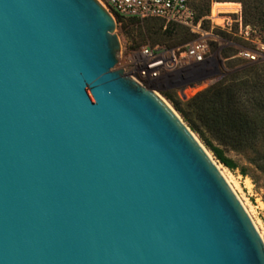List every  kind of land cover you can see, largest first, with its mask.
I'll return each mask as SVG.
<instances>
[{
  "label": "water",
  "instance_id": "obj_1",
  "mask_svg": "<svg viewBox=\"0 0 264 264\" xmlns=\"http://www.w3.org/2000/svg\"><path fill=\"white\" fill-rule=\"evenodd\" d=\"M98 0H0V264H264L214 161L115 69Z\"/></svg>",
  "mask_w": 264,
  "mask_h": 264
},
{
  "label": "rangeland",
  "instance_id": "obj_2",
  "mask_svg": "<svg viewBox=\"0 0 264 264\" xmlns=\"http://www.w3.org/2000/svg\"><path fill=\"white\" fill-rule=\"evenodd\" d=\"M199 1L196 0V2ZM215 3L218 4V2H213V4ZM226 3L239 4L234 2ZM193 16L194 24L199 23L201 29L217 37V42L210 46L206 61L197 65L179 67L170 73L162 74L161 80L158 82L144 80L141 83L146 88L156 92L172 109L171 103L162 93H168L174 101L183 103V101L189 100L198 92L220 82L227 74L239 68L240 64L243 63L233 58L237 48L243 45L241 40L226 32L216 29L212 30L210 23L204 22L202 19L196 21L195 12H193ZM235 18L232 17L233 20ZM115 22V34L119 38L121 47L119 61L115 69L123 70L126 76L135 78V80L138 79L135 77L133 65L136 62L144 61L141 59V51L144 47L159 48L160 51L170 53L165 58V62L170 65L173 60L171 53L174 52L176 58H178L179 53L187 49L186 45L197 37L191 32V28L177 22L162 20L136 21L128 18L115 19ZM249 26L257 32L261 39H264V29L260 26ZM233 32H236V25H233ZM230 65H234V68H229ZM178 116L180 117L179 114ZM196 138L198 139L197 136ZM198 141L207 151L227 184L242 203L264 241V176L252 165L248 164L242 155L231 151H227V156L233 159L239 168H246L247 174L242 176L239 170L231 171L227 169L214 158L199 139Z\"/></svg>",
  "mask_w": 264,
  "mask_h": 264
},
{
  "label": "trees",
  "instance_id": "obj_3",
  "mask_svg": "<svg viewBox=\"0 0 264 264\" xmlns=\"http://www.w3.org/2000/svg\"><path fill=\"white\" fill-rule=\"evenodd\" d=\"M213 2H218L213 8L214 17L218 11L238 9L236 4L226 2L239 3L243 23L264 29V0H192L196 21L208 22L205 17ZM162 94L220 164L246 176L247 169L239 168L227 156L231 151L242 155L264 176V63H241L220 82L183 103L174 101L168 93Z\"/></svg>",
  "mask_w": 264,
  "mask_h": 264
},
{
  "label": "built area",
  "instance_id": "obj_4",
  "mask_svg": "<svg viewBox=\"0 0 264 264\" xmlns=\"http://www.w3.org/2000/svg\"><path fill=\"white\" fill-rule=\"evenodd\" d=\"M192 0H98V2L110 13L115 19H135L138 21L145 20H162L167 22H177L187 25L191 32L197 37L195 40L186 45L187 49L179 53L176 58L172 52L171 64L165 62V58L170 54L160 51L159 48H143L141 59L143 62L134 63L135 77L138 83L142 81L158 82L162 74L172 72L179 67L201 64L207 59L210 46L217 42V37L201 29L199 23L194 24ZM211 5L209 15L205 19L210 23L212 30H220L233 35L242 41L243 45L237 48L233 58L246 64H255L264 62V41L257 35V32L245 25L242 21L241 6L238 9L218 13L213 15L214 5ZM232 17H236L234 20ZM220 19V23L216 20ZM116 24V22H115ZM233 25H236V32H233ZM124 72V71H123ZM129 77V76H128ZM131 78V77H130ZM135 80V78H132ZM142 85V84H141Z\"/></svg>",
  "mask_w": 264,
  "mask_h": 264
}]
</instances>
